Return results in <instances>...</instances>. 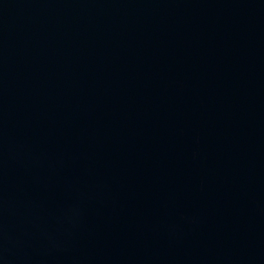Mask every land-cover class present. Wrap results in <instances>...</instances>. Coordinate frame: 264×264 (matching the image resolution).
I'll return each mask as SVG.
<instances>
[{"label": "water", "instance_id": "1", "mask_svg": "<svg viewBox=\"0 0 264 264\" xmlns=\"http://www.w3.org/2000/svg\"><path fill=\"white\" fill-rule=\"evenodd\" d=\"M0 264H264V0H0Z\"/></svg>", "mask_w": 264, "mask_h": 264}]
</instances>
